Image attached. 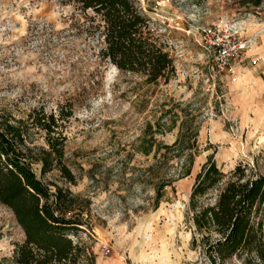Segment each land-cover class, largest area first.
Returning <instances> with one entry per match:
<instances>
[{"label": "rangeland", "instance_id": "1", "mask_svg": "<svg viewBox=\"0 0 264 264\" xmlns=\"http://www.w3.org/2000/svg\"><path fill=\"white\" fill-rule=\"evenodd\" d=\"M138 3L172 57L175 71L165 82L146 83L100 58L97 38L84 32L72 4L0 0V115L70 110L61 162L75 183L57 168L43 176L38 163L32 169L77 195L75 208L89 228L79 236L94 264H211L191 245L187 203L209 154L223 172L241 163L264 173V62L252 61L264 54V0L249 8L236 0ZM219 22L248 40L235 81L211 72L209 39ZM187 113L196 154L190 175L177 179L181 159L162 156V145L176 139ZM29 135L30 146L47 147L41 130L31 127ZM166 179L172 182L155 206L154 185ZM23 240L13 212L0 202L3 264ZM222 264L243 263L232 257Z\"/></svg>", "mask_w": 264, "mask_h": 264}, {"label": "trees", "instance_id": "2", "mask_svg": "<svg viewBox=\"0 0 264 264\" xmlns=\"http://www.w3.org/2000/svg\"><path fill=\"white\" fill-rule=\"evenodd\" d=\"M236 1L249 8L259 7L263 0ZM62 3L72 4V15L86 25L84 32L97 38L100 58L121 71L143 77L149 84L165 82L174 74L172 57L149 26L138 0ZM70 116V110L64 111L63 107L57 114L34 109L26 118L0 115V202L13 212L24 232V240L15 245L7 264L95 262L79 236L89 228L83 211L75 208L77 195L68 188L43 182L32 169V164L38 163L43 176L57 168L66 181L75 183L73 174L61 162L63 121ZM184 117L176 139L162 145V156L170 154L181 159L177 179L190 175L196 154L185 127L192 115ZM170 121L171 127L175 125L174 118ZM31 127L43 132L46 148L30 146ZM141 151L148 154L149 148ZM171 182L166 179L154 185L155 206ZM186 215L192 226V247H199L211 264H222L232 257L243 264H264V173L253 166L239 163L223 172L209 154L195 176Z\"/></svg>", "mask_w": 264, "mask_h": 264}, {"label": "built area", "instance_id": "3", "mask_svg": "<svg viewBox=\"0 0 264 264\" xmlns=\"http://www.w3.org/2000/svg\"><path fill=\"white\" fill-rule=\"evenodd\" d=\"M209 47L213 49L212 74H222L229 80L235 81L237 78L236 62L248 49V40L241 39L235 32H231L219 22L213 26ZM259 60L264 62V54L255 56L252 61Z\"/></svg>", "mask_w": 264, "mask_h": 264}]
</instances>
